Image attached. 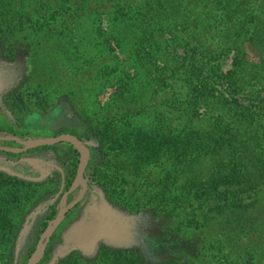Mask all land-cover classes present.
<instances>
[{"label":"trees","instance_id":"16d2710c","mask_svg":"<svg viewBox=\"0 0 264 264\" xmlns=\"http://www.w3.org/2000/svg\"><path fill=\"white\" fill-rule=\"evenodd\" d=\"M0 36L7 43L20 36L47 57L41 69L48 82L66 81L60 89L81 87L82 75L92 81L79 102L114 88L102 109L82 114L84 138L101 156L84 171L87 187L93 179L109 201L137 213L146 186L136 179L158 172L161 188L146 191L149 210L167 236L191 239L190 264H241L246 254L244 263L264 264V245H257L264 229V0H0ZM110 42L117 57L94 69L107 49L113 54ZM229 54L232 67L223 73L220 59ZM220 82L230 99L215 94ZM245 91L251 106L233 96ZM199 108L207 113L199 116ZM62 144L73 155L64 163L71 183L79 154L65 143L49 148ZM25 169L22 177L30 175ZM43 187L0 172V264H17L18 229L40 206L36 196L45 198ZM57 264L147 262L136 250L101 247L93 259L72 251ZM156 264L184 263L168 254Z\"/></svg>","mask_w":264,"mask_h":264},{"label":"rangeland","instance_id":"374dc122","mask_svg":"<svg viewBox=\"0 0 264 264\" xmlns=\"http://www.w3.org/2000/svg\"><path fill=\"white\" fill-rule=\"evenodd\" d=\"M100 28L102 31L108 30V22L103 17ZM26 45L27 43L22 41L20 36L9 41V43L0 36V145L23 148L33 140L69 134L77 137L85 144L89 151L88 163L90 162L91 167H96L100 163L101 156L95 151V144L84 138L86 126L82 123L83 115L88 111L93 113L102 109L101 107H104L113 95L114 88L107 86L94 101L79 102L81 99L83 100L85 95L91 93L90 87L94 83L88 82L87 79L85 81L82 75L80 78L84 82L81 87L76 89L75 86L68 85L64 89H60V83L66 84V81L62 80L61 77H56L54 82H48L49 78L42 71L39 62L41 58L44 60H48V58L37 55L39 56L38 59L35 52H32L33 48L26 47ZM110 47L114 55L107 49L110 55L95 59L94 69L102 64L110 63L111 57H117L118 53L114 51L115 43L110 42ZM45 49H41V51ZM248 49L252 50L249 47ZM97 53L98 48L91 54H94L95 57ZM177 54L181 56L179 48ZM251 54L257 56L254 51H251ZM87 55L89 56L88 53ZM232 56L229 54V56L220 59L223 73L231 69ZM119 59L123 58L120 56ZM54 61L57 62L55 59ZM91 74L90 72L86 73L85 77L90 78ZM72 88L76 90L75 95L68 93ZM215 89V94L221 95L224 99H230L231 94H229L227 83L220 82L215 85ZM98 91L99 89H97V93ZM233 96L244 107L251 106L247 98L249 96L248 91ZM258 96L259 98L263 97V93L259 91ZM197 113L199 116H203L207 112L205 108H199ZM60 143L70 145L76 150L70 142ZM54 145L39 147L18 155L0 153V172L19 176L35 185L43 184V189H45V198L36 196V201L41 203L36 212L29 213L21 221V226L18 229L17 250L19 251V260L17 264L24 261L26 264L30 259L39 239L44 237L46 230L51 227L52 221L61 209L62 197L76 177L79 158L74 169L75 175L72 182L69 183L72 176L67 173L69 166H65L64 163L67 161V163H71L73 159L71 149L64 144L55 149L49 148ZM91 167L88 175L91 173ZM24 169L30 175L22 177L21 173H24ZM158 175H160L158 172L154 174V172L149 171V173L136 179V181L140 179L139 185L144 183L146 186V188H141L145 191L138 194V196L144 197V207L137 213H131L109 201L97 186L96 181L91 179L90 187L86 188L82 198L78 201V205L75 208L71 207L66 212L61 223L51 235L42 257L45 259L43 264H57L60 259L72 251L79 252L87 260L93 259L101 247L136 250L147 264H156L168 254L173 255L178 260L180 259L184 264H190L186 255L192 254L190 247L194 246L193 242L190 241L191 239L184 242L181 238L172 239L170 235L167 236L163 229L155 226V221L159 219L152 217L149 210V207H152L149 204L150 201L148 202V197L151 194L146 193V191L151 189L155 192L161 188L157 179ZM87 184L88 182H86ZM126 190L128 191V189ZM81 193L82 186H78L66 197L65 207L80 197ZM52 209L56 210L55 216L47 218ZM254 211L260 213L262 207ZM45 218H47V225L42 229L41 223ZM205 231L206 234L207 232L212 233L213 227L210 226ZM194 241V244L198 242L196 238ZM257 241L262 242V244L257 243L258 247L264 245V229ZM33 248L34 251L30 253ZM224 252L227 251L224 250ZM248 256V254L243 255L244 261H247ZM244 261L241 264H253L244 263Z\"/></svg>","mask_w":264,"mask_h":264},{"label":"water","instance_id":"95a60500","mask_svg":"<svg viewBox=\"0 0 264 264\" xmlns=\"http://www.w3.org/2000/svg\"><path fill=\"white\" fill-rule=\"evenodd\" d=\"M60 142H70L73 144L79 154V160L77 165L76 177L74 182L72 183L71 187L66 191L62 197L61 209L59 210L57 216L52 221V225L49 229L46 230V235L41 237L38 241L36 249L30 259L27 261L26 264H38L43 255L48 244L51 235L53 234L54 230L57 226L61 223L62 219L64 218L66 212L73 207L78 201L82 198V195L85 193L87 185L84 179V171L88 163L89 159V151L85 144H83L77 137L69 134H62L57 137L47 138V139H40V140H33L31 141L26 147L23 148H5L0 146L1 151L5 152H12V153H23L31 149H36L39 147L51 146ZM78 186H82V193L80 197H78L75 201L70 203L68 206L65 207V200L66 197L72 193Z\"/></svg>","mask_w":264,"mask_h":264},{"label":"flooded vegetation","instance_id":"af4514ba","mask_svg":"<svg viewBox=\"0 0 264 264\" xmlns=\"http://www.w3.org/2000/svg\"><path fill=\"white\" fill-rule=\"evenodd\" d=\"M1 146V145H0ZM1 147H4V146H1ZM5 148H11V147H5ZM37 149V148H36ZM32 150V149H31ZM29 151V150H28ZM27 152V151H26ZM0 153H7V155H11V154H16V155H18V154H21V153H12V152H5V151H1L0 150ZM23 153H25V152H23ZM88 188V187H87ZM78 205V203L77 204H75L74 206H73V208H75L76 206Z\"/></svg>","mask_w":264,"mask_h":264}]
</instances>
